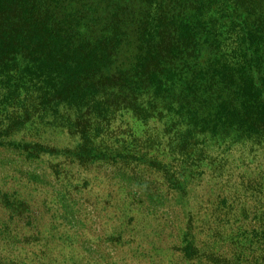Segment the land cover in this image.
Returning <instances> with one entry per match:
<instances>
[{
  "label": "trees",
  "instance_id": "trees-1",
  "mask_svg": "<svg viewBox=\"0 0 264 264\" xmlns=\"http://www.w3.org/2000/svg\"><path fill=\"white\" fill-rule=\"evenodd\" d=\"M2 149L45 167L58 211L94 169L124 188L102 239L128 259L42 240L37 264H264V0H0Z\"/></svg>",
  "mask_w": 264,
  "mask_h": 264
},
{
  "label": "rangeland",
  "instance_id": "rangeland-1",
  "mask_svg": "<svg viewBox=\"0 0 264 264\" xmlns=\"http://www.w3.org/2000/svg\"><path fill=\"white\" fill-rule=\"evenodd\" d=\"M45 172L42 164L25 162L14 150H0V231L6 232L0 234V264H37L35 258L43 251L42 240L53 259L60 261L69 255L78 257L76 253L83 254L84 251L94 256V261L99 254L123 253L128 259L126 254L130 256V253L126 248L107 244L102 239L118 228L122 209L126 207L119 201L125 195L124 188L118 181L119 185L112 181L116 186H109L110 180L104 176L112 174V169H105L104 175L94 169L92 175L101 182L91 191L92 195L75 194L73 198L77 205L66 211L63 208L58 211V208H61L60 201L64 198L67 202L68 198L61 185L47 177ZM102 179H107V183L102 184L106 181ZM127 189L133 197L148 198L145 191L133 184L127 185ZM109 195L112 200L107 202ZM38 232L42 234L39 239ZM64 233L73 235L70 237H75L76 243L65 246L54 241ZM78 260L77 264L80 263Z\"/></svg>",
  "mask_w": 264,
  "mask_h": 264
}]
</instances>
